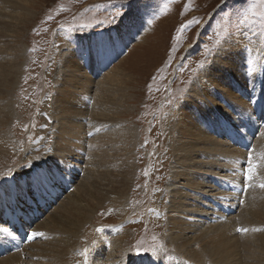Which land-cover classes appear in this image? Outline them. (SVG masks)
Segmentation results:
<instances>
[{"label":"rangeland","instance_id":"1","mask_svg":"<svg viewBox=\"0 0 264 264\" xmlns=\"http://www.w3.org/2000/svg\"><path fill=\"white\" fill-rule=\"evenodd\" d=\"M13 2L16 6L0 5V105L6 101L11 111L0 125V185L8 181L10 183V190L5 193L6 196L3 194L5 203L2 201V205L9 206L8 202L14 198V194L18 196L24 187L30 185L29 182L24 184L26 178L39 170L38 167L43 163L51 164L56 170L54 172H58L59 168L68 171L69 189L61 187L62 193H58L55 201L47 208L37 209L39 213L36 215H24L28 220L33 217L29 225L25 218L22 220L24 229L27 227L30 231H37L42 224H46L48 217L63 211L66 198L75 194L74 190L86 181V173L93 168L101 172V182L95 183L97 187L87 183L91 191L85 196L88 202L85 197L81 202L82 206H92L91 222L82 228L84 238L78 239L83 253L86 248L97 253L104 246L102 253L106 255V243L109 246L118 232V241L123 242L129 253L137 258L147 253L144 258L157 259L163 253L168 252L170 255L174 251L180 255V262L201 263L185 259L174 248L176 237L183 234V238L194 240L200 230L218 224L216 214L203 213L207 210L203 203L214 205L211 197L215 194L220 198L226 192L236 194L232 210L227 214L221 213L226 219L237 216L248 188L242 181L245 178L242 169H248L245 164L248 155L237 159L235 164L238 165L228 170L224 158L222 165L216 164L215 159L219 160L215 157L218 150L206 153L207 158L202 160L212 164L208 165L205 175L197 177L196 187L191 190L186 186L188 176L182 178L179 174L174 175L181 165L176 158L180 153L179 148L185 149L187 143L186 139L179 136V128L186 127L195 119L202 124L206 119L215 120L218 113V116H223L217 119L216 130L220 128V133L214 134L215 129L207 130L216 145L220 143L240 150L226 138V135L230 136L226 122L232 125L234 121L236 130L246 129L251 133V127L254 129L250 134H253L249 140L250 151L255 147L264 129V115L260 110H253V120L246 124L241 116L238 120L237 117L232 120L235 115L232 110L240 115V108L242 110L245 106L233 102L231 94L228 95V91L238 88L240 91L236 96H240L242 87L224 73L228 72L230 66L223 60L227 53L242 49L256 54L264 62V0H29L27 8L20 7L25 11L22 15H19L22 12L18 8L20 0ZM139 2L154 8L144 14V20L138 27L128 17L131 5ZM124 22L133 30L130 29L123 46L115 48L114 52L102 53L100 64L99 48L102 45L94 43L95 39L107 33L120 35ZM9 62L10 71L14 74L6 83L3 78L7 75L5 70ZM73 64L76 68L71 73L76 81L82 79L80 87L71 85V78L64 73L68 72L65 68ZM222 73L225 74L224 78ZM102 84H106L111 92L102 93L100 100L105 99V103L100 106L109 112L105 116L94 117V101L96 93L104 89ZM206 90L208 95L205 94ZM245 94L243 102L249 104L256 99L255 104L264 108V101L259 96L256 98L250 92ZM74 95H83L85 99L82 103L78 101L79 104L69 105L60 101V96L71 100ZM229 103L231 108H227ZM67 107H74L79 112L77 124H84L85 127L89 121L93 123V120H97L100 126L94 129V134L88 132V128L81 131L80 137L84 138L82 151L57 146L63 142L65 146L73 133L66 127L67 121L57 117ZM182 115H185L184 119ZM73 116L75 114L71 115L70 121L75 122ZM119 129L130 132V136L119 137L114 132ZM97 133L105 136L107 144L99 147L97 144L98 149H90L87 145L97 140ZM246 138L248 143L249 136ZM242 139L239 137L240 142ZM88 155L96 164L95 168L85 164ZM112 170L124 172L127 181L126 190L123 191L125 210L121 217L112 200L116 193L104 197L101 206H95L99 201L98 193H104L102 189L105 184L114 180ZM197 170L199 167L194 168V171ZM28 172L25 179H20ZM226 176L233 178L228 180ZM10 178L14 179L7 180ZM222 180L230 183L225 186L226 190L216 185L221 184ZM241 183L245 186L244 192ZM171 184L177 185L183 192L188 191L191 197L184 202L181 193L175 186H169ZM231 184L237 186V192L227 189L232 188ZM204 189L203 203L199 205L196 194L199 192L202 195ZM217 203H220L219 200ZM175 207L180 212L171 216L169 212ZM217 208L220 209L219 206ZM38 214H41L40 217ZM1 224L0 227L11 230ZM259 229L256 228V232ZM15 232L12 237L18 240L19 236ZM241 232L240 226L235 227L233 238L240 237ZM39 233L36 232L37 238L31 240L29 245L41 242ZM24 246H28V243ZM28 248L22 247L17 252L21 255L22 264L38 260L30 257L37 253V249ZM24 249L31 251H28L30 258ZM77 251H74L75 255ZM24 257L29 260L26 262ZM78 258L75 259L76 264H82ZM209 260H206V264H211ZM44 262L49 264V261Z\"/></svg>","mask_w":264,"mask_h":264},{"label":"bare ground","instance_id":"2","mask_svg":"<svg viewBox=\"0 0 264 264\" xmlns=\"http://www.w3.org/2000/svg\"><path fill=\"white\" fill-rule=\"evenodd\" d=\"M28 2H29V0H20V3H19L20 5L18 8L19 9L27 8ZM1 4H5V5L8 4V5L16 6L15 5L16 3H14L13 0H0V5ZM153 8L154 7L152 5L145 4V3L142 4L139 2L137 4H133L130 7L131 13H129V17H128L129 19L128 20L132 21L133 24L137 23V26L139 27L142 20H144V14H147ZM20 12H22V13H19V15H22L25 11H23V9H21ZM120 29H121L120 35L107 33L106 35L104 34L103 36H100L99 38L95 39L96 41H94V43L99 42V44L102 45V48H99L100 49L99 53L101 52V56H99V58H100L99 63L100 64H102V60H103L102 55L106 54V52L109 53V51L114 52V51H116L115 48L123 46L126 39L128 38L127 37L128 33L131 31L130 29L133 30V28L129 27L128 23H125V22L123 24H121ZM93 52H95V51H93ZM94 54L97 55L96 52ZM226 56L227 57L225 58V60H223V62L227 61L225 63L229 64L230 68H228V72L225 71L224 73H226L227 75L234 78L240 84V87H242L240 96H236L237 92L240 90H238V88L232 89V86H231L232 91H228L229 92L228 95L231 94V97L233 98V100H232L233 102L235 101V102L241 103L243 106H245V108L242 110L240 108V113H241L240 115H236L237 112H234L232 110V112L235 115L232 117L233 119L232 118L231 119L235 120V117H237V120H238L241 116L244 119L243 121H246L245 122V124H246L249 122V120L250 121L253 120V110H260L262 113V116L264 115V108H261L260 104H255V102H257V100L253 99V96L255 97V95H256V98L259 96V99L264 101V62L259 60V58L257 57L256 54L255 55L250 54V53H247V51L244 52L242 49H236L232 53H227ZM94 61H95V58H94ZM7 66L8 67L5 70L7 72V75H6V77L3 78V80L6 81V83H8L7 81L9 79V77L10 76L13 77V74H14L12 72V70L10 71V67H11L10 62ZM75 68H76L75 64L71 65L70 67H66L65 70L67 69L68 72L64 71V73H65L66 77L71 78L70 79L71 85L73 84V85H76L77 87H80L82 85V79L76 81V79L73 77V75L71 73V71H73ZM113 73H115V72H113ZM224 73H222L223 78L225 77ZM118 75H119V73H118ZM117 77L119 78L120 76H117ZM118 78H117V80H118ZM215 80L218 81V78H215ZM83 81H85V80L83 79ZM106 84H102L104 89H102V87H101L102 90H100L99 92L96 93V97H95V101H94V107H93L94 117L105 116L106 112H109L107 108L101 109V106H100V104L104 105L103 103H105L104 102L105 99L103 101L100 100L102 93L110 94V92H111L110 89L106 88ZM119 85L117 86V88L119 87ZM97 91H98V88H97ZM245 92L246 93L247 92L253 93V96H252L253 102L246 104V102L242 101L243 96L246 95ZM86 94H87V92H86ZM205 94H207V95L209 94V93H207V90H206ZM84 99H85V97L83 95L78 96V97H76L74 95V98L71 100H67V97H65V96H60V101L66 105L67 104L69 105V103H75V104L78 103L79 104V102L82 103L84 101ZM117 100L120 101V99H117ZM72 108L67 107V108H65V110L60 111V113L57 115L59 120L63 119L64 121H67L68 126H66V127H69L70 128L69 130L73 131V133H72L73 136L72 135L70 136L71 138H69V140L65 143V146L63 145L64 142L57 144V146H59V148L61 146H63L67 150H69V148H73V149H76V151H79V150L82 151L83 150L82 149V147H83L82 143H84V138L80 137L81 136L80 133H82L81 131L88 128L87 131L88 132L90 131L91 134H94V132H93L94 129L95 128L98 129V127H100V126L98 125L97 120H93V123H92V121H89L87 123L88 125H86L85 127H84V124H80L81 125L80 126L79 124L76 123L79 112H76L75 110H77V109L74 110V107H72ZM227 108H231L230 103L227 106ZM0 110H1L0 111V125H2L6 121L9 114L11 113L10 105L5 101V102H3L2 105H0ZM99 111H103V112L98 113ZM67 114H69V115H67ZM72 114H75V116L72 117V118H74L73 121H75V122L70 121L71 120L70 117ZM216 115H217V117H216L217 119L223 118V116H218L219 115L218 113H216ZM220 115H221V113H220ZM182 116H181V118L184 119L185 115H182ZM217 119H215V120L206 119L204 121L205 123L203 122L204 124L198 123V119H195L194 122H192L191 124L190 123L187 124L186 127L182 126L183 128H179V136L180 137L182 136V138L186 139L187 143H186L185 149L179 148L180 153L177 155L176 158L181 165L180 166H178L179 164L177 165L178 166L177 171L174 172V175L179 174V176L182 178L188 176V179L186 180V186L192 190L194 187H196V186H194V184H197V181H198L197 177H200L203 174L205 175V173H207V171L209 169L208 165L211 166V164H212V162H209V161L205 162V160H202L203 158H205V159L207 158L206 153L210 154L211 152L218 150L219 153L215 157H217V159H219V160L215 159V162L218 165L220 163L222 165L223 158H224V160H226L225 165H226V168H228V170L230 168L234 167L235 165H238V164H235V161L237 159H239L242 156L246 157V155H248L247 161H249L250 164H248V169H245L249 173V175H248V180H247L248 182L245 181V184H246V186H248V188L245 192V195L243 196L244 197V204L241 205V208L238 211L237 216H234L235 218L231 217V218L226 219V218H224V215L221 212H224L227 214L228 212H230L232 210V206L235 204L236 194L232 195L230 192L229 193L226 192V194H224V196H221V198L218 196V194L217 195L215 194L214 197L213 196L211 197L212 199L216 200V201L213 200V203H217V200H219L220 203H218L216 205H205L201 201H202V197H203L206 189H204L201 192V193H203L202 195L198 192L196 195L198 197L197 199H199V205H201L203 203V205L206 206V208H207V210H205L203 212L204 215L211 213V212L216 214L218 217L217 218L218 224L211 226L210 228H207V229L204 228L203 230H200L197 233V236L194 238V240H190V239L188 240L186 238H183V234H179L176 237L175 243L174 244L172 243V244L175 246L174 248L176 250H179L180 254L183 255V257L185 259H188V260H191L194 262H196V261L201 262L199 264H206L207 259H210L209 261L211 264H264V129L261 132V135H259L260 137L258 136L259 140L255 144V147H253L252 150L247 154L246 152H242V151L238 150L236 147L231 148L228 145L225 146V145H221L220 143H218L216 145L212 141V136L207 133V130L215 129L214 134L220 133V128H218V130H216L217 126H218ZM223 121H226V120H223ZM226 124H228V122H226ZM71 125H73V126H71ZM231 126L235 127L234 121H233ZM63 130H65V127L62 129V132H63ZM119 130H121L120 133H118ZM119 130H117V131L113 130L116 135L117 134L119 135V137L130 136V134H131L128 131L124 132V129L123 130L119 129ZM233 130L234 131L227 132V133H229L228 135H230L229 137L232 140L234 139L236 142H237V139H239V137L243 138L241 141V146H243L247 142L246 137H248V135H250L254 129L251 127V130H252L251 133L249 131H247L246 129L236 130L233 128ZM113 131L111 130V132H113ZM73 137H75V139H73ZM104 137L105 136H102L99 133H97V136H96L97 140L91 142V144H89L87 146H89L90 149L91 148L95 149L97 144H98L97 147L105 146V144H107V142H105L106 139ZM74 141H77V142L75 143ZM73 152H75V150H73ZM101 157H102V155H101ZM80 159L83 160V157H80ZM86 160H87V162L85 164L87 165V167H88V165L94 167L95 163L91 159V156L88 155L86 157ZM194 165H197V167ZM239 166H237L238 169H239ZM198 167H199V170H197L198 172L194 171V168H198ZM38 168H39V170L35 171V173L33 175H30L26 178L27 182H25L24 184L29 182L30 185L31 184L33 185V183L35 181L39 182V179H41V178L47 179V181H49V180L55 181L56 180L52 177V174L49 178L47 177V175L49 173H53L54 171H56L53 169V166H51V164L49 165L46 163V164L40 165ZM94 170H96V169L90 168L89 172L86 173L87 176L85 175L87 182L84 180L85 182H82L80 187H78L74 190L75 194L68 196L66 198L67 201L65 202V205L63 206V211H60L57 214L54 213L53 215L48 217V221H46V224H42V226L40 225L41 223L39 224L41 227L37 228L36 230L40 231L39 236L42 237V238H40V239H42L41 242L40 243L39 242L33 243L32 245L28 244V246H24V248L30 247V249H32V248L37 249L36 250L37 253L35 255H33V254L30 255V257H34V258L36 257V258H38V260L34 261V262L31 260L30 263L31 264H33V263L34 264H48V263L44 262V260H46V261H49V264H71V262H73V261L76 264L77 261H75V259H76V257L79 256L80 258H78V259H80L82 264H149V262H151V264H187L186 261L185 262L182 261L184 263L180 262V260L178 258V256H180V255L175 254L176 252H174V251L172 253H170V255L168 254V252H167V254L163 253V255L157 257V259L154 257H149V258H147L148 260L147 259H138L136 256H133L129 253L128 249L126 248V245L125 246L122 245L123 242L118 241L119 240L118 232L115 233L116 237L115 238L113 237L114 239H112L109 246L106 243V245H105V246H107V248H106L107 254L106 255H104L102 253L104 246H101V245H100L101 247L99 248L97 253H95V251L92 252L87 248H86L85 252L83 253L84 249L81 250L82 247H80V243H79L78 239L84 238V236H82V234H83L82 228L84 225L91 222L92 206H90L89 204L82 206L83 204L81 205V202L84 201V199L87 197L86 196L87 193L91 192L87 183H90V185L92 187H95L96 186L95 183H97V181L101 182L99 180V179H101L100 178L101 172H99V170H96L94 172ZM242 170L244 171V169H242ZM48 171H50V172H48ZM108 171H111V170H108ZM93 173H95L94 177L92 176ZM123 173L121 171L118 172V170H112L111 174L114 175V180L113 179H112V181L107 180V181H109L110 184L108 182L105 184V186H104L105 188L102 189V191L104 193H102V194L98 193L99 201L95 205V206H98V205L101 206V204L104 203V201H105L104 197L107 196V198H108L109 195L116 193V195L114 194V196H116V197L112 198L113 197L112 196L111 198L114 201L113 203H115V206L117 208L116 211H118L119 217L122 216L121 214H123L124 210H125L124 209L125 204L123 205V202L125 199L124 198L125 196L123 195L124 194L123 191H124V189L126 190L125 187L127 185V183H126L127 181H126V178L124 177ZM195 173H197L198 175L196 176ZM43 174H45V175H43ZM182 175H184V176H182ZM250 177H252V178L250 179ZM226 178L228 180H231V178H233V177L226 176ZM23 179H25V177H23ZM249 179H250V181H249ZM102 180H104V179H102ZM43 182H44V180H43ZM243 184L241 183V186ZM169 186H175L174 188L175 189L177 188V185H175V184H171ZM230 186L232 188L233 187L237 188L236 185L231 184ZM212 187H214V186H212ZM9 190H10L9 181L6 182L5 184L2 183L0 185V202L1 203H2V201L3 202L5 201V200H3V194L4 195H5V193L7 194V192ZM176 190L179 193H181L180 196L183 198L184 202H186V200L191 197V194L188 193V191L183 192V191L179 190L178 188ZM235 192H237V191H235ZM10 194H11V192H10ZM90 194L92 195V193H90ZM93 195H94V197L96 196L95 194H93ZM57 196H58V194H56V197ZM209 197H210V195H209ZM86 200L88 202L87 198H86ZM42 201H44V200L40 199V197L37 200L38 203H41ZM218 206L224 208L225 211H219L218 212L217 210H215V208H217ZM225 207H228V208H225ZM39 208L40 207L37 206L38 210H39ZM199 208H201V206H199ZM38 210H37V213H39ZM179 212H180V209L175 207L171 210V212H169V214L171 216H174V215H178ZM12 215L13 214H11V213L8 215L7 212L4 213L3 211L1 212V210H0V223H2L3 221H7L10 224H12V226H13V222L11 220V217L13 218ZM204 217H206V216H204ZM24 218H25V216H24ZM32 219H33V217L30 220L25 219V221H29V223H30V222H32ZM9 223H7V224L11 228ZM21 225H22V223H21ZM39 225H38V227H39ZM237 226H240L242 232L240 234V237L235 239V238H233L234 237L233 235H235V227H237ZM256 228H258V229L260 228L259 229L260 231L256 232ZM34 229L35 228H33V230ZM9 231H0V240L2 238L3 241L5 242V247L0 248V250H1L0 264H22V261L20 260L21 255H19L15 251H13L14 245L11 246L8 242L6 243V235H4V234L12 235L10 229H9ZM34 231L32 233L33 236L37 235L36 234L37 231H35V232ZM50 234H53V235H50ZM11 238L12 237H10V241H11ZM259 240H261V242ZM258 241H259V243H257ZM2 244H4V243H2ZM25 250L26 249H24V251ZM75 250H78L76 252L77 253L76 255L74 254ZM28 251L31 253L30 250H28ZM28 251H27V256L29 255ZM90 252L92 253L91 256L88 255V253H90ZM70 257H71V259H70ZM24 259H25V257H24ZM28 260H26V262ZM24 264H26V263H24Z\"/></svg>","mask_w":264,"mask_h":264},{"label":"snow or ice","instance_id":"3","mask_svg":"<svg viewBox=\"0 0 264 264\" xmlns=\"http://www.w3.org/2000/svg\"><path fill=\"white\" fill-rule=\"evenodd\" d=\"M238 231H240L239 229H238ZM246 231V230H245Z\"/></svg>","mask_w":264,"mask_h":264}]
</instances>
